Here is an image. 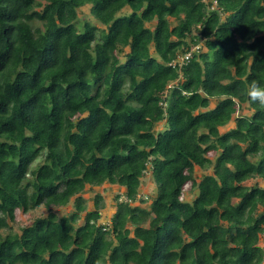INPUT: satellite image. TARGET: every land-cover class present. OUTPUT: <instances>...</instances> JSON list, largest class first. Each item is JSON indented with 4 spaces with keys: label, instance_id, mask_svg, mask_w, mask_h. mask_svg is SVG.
<instances>
[{
    "label": "trees",
    "instance_id": "trees-1",
    "mask_svg": "<svg viewBox=\"0 0 264 264\" xmlns=\"http://www.w3.org/2000/svg\"><path fill=\"white\" fill-rule=\"evenodd\" d=\"M253 81L264 0H0V264H264Z\"/></svg>",
    "mask_w": 264,
    "mask_h": 264
},
{
    "label": "rangeland",
    "instance_id": "rangeland-1",
    "mask_svg": "<svg viewBox=\"0 0 264 264\" xmlns=\"http://www.w3.org/2000/svg\"><path fill=\"white\" fill-rule=\"evenodd\" d=\"M127 9H125L123 12H126ZM81 16L87 15L89 17V6H83L80 9ZM94 23H98L96 19H93ZM233 125V123L221 128L222 131L227 130ZM211 170H201L200 168H196L195 175L197 179L199 180L201 176L205 173H210ZM255 181V180H252ZM252 181H249L248 183H251ZM262 185H264V182L260 181ZM119 186L117 185H108L104 184L103 186H87L86 190L83 192L84 197L86 198L87 207L92 208L94 206V197L97 193L102 195L103 202H104V208L102 209L101 213L102 216L100 218V222L108 224L110 221V217L114 213L116 209V200L115 196L120 193ZM141 193H143L142 197L151 196L152 194H158L159 192V186L156 185L154 178L152 176L151 171L147 173V176L143 179V187L140 189ZM197 194V190H190L189 187L185 188L183 192V199L184 200H192L193 197ZM151 199H148V202L144 203V207L150 208V201ZM72 210L71 206L68 207H54V211L58 214H68ZM48 213V209L45 206H39L34 210H31L27 213H24L23 211H18L16 214V221L11 223L13 230L17 231L19 227L24 226L26 224H30L35 217L37 216H44ZM4 233L6 231H3ZM263 243V240H261Z\"/></svg>",
    "mask_w": 264,
    "mask_h": 264
},
{
    "label": "clouds",
    "instance_id": "clouds-1",
    "mask_svg": "<svg viewBox=\"0 0 264 264\" xmlns=\"http://www.w3.org/2000/svg\"><path fill=\"white\" fill-rule=\"evenodd\" d=\"M243 94L246 95L253 104L258 105L259 109L264 110V84L253 81Z\"/></svg>",
    "mask_w": 264,
    "mask_h": 264
}]
</instances>
